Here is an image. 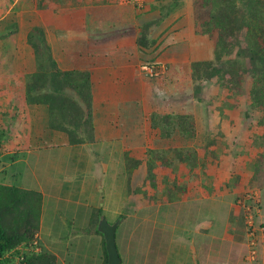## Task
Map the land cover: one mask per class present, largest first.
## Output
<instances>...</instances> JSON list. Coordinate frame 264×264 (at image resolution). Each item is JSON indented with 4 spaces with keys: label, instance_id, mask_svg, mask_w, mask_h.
<instances>
[{
    "label": "crops",
    "instance_id": "crops-1",
    "mask_svg": "<svg viewBox=\"0 0 264 264\" xmlns=\"http://www.w3.org/2000/svg\"><path fill=\"white\" fill-rule=\"evenodd\" d=\"M172 2L33 0V6L27 4L29 9L22 11V19L15 22L14 74L27 76L35 72L27 34L38 28L59 70L90 75L93 140L71 143L65 133L51 130L45 105L18 104L26 127L13 129L7 133L9 136H4L7 130H0L5 137L3 142L0 140V183L11 185L17 181L20 164L29 169L30 174L24 177L35 184L29 190L42 196L36 235L39 251L52 256L55 264H107L104 237L98 231L102 219L115 225L120 264H184L181 257L187 241L194 246L187 264H264L261 208L252 259L248 258L247 234L241 241L233 237L242 209L232 204L234 196L223 184L231 183L232 176L242 178L243 164L228 167L230 172L223 178L219 172L218 177H207L197 171L185 188L189 178L184 177V163L174 160L167 165L157 161L153 185L148 181L147 151L180 150L183 144L176 146L178 134L163 140L150 127L155 103L147 99L144 65L186 63L189 56L204 54L209 42L195 35L190 0L179 1V5L183 3L181 9L162 18L158 9ZM141 28L149 41L156 40L148 49L135 46ZM13 119L20 123L19 116ZM45 152L57 155H51L50 162L44 161L41 155ZM34 158L44 161L43 169L52 168V174L57 171L53 193L44 189L47 179L43 173L36 174L32 168L30 161ZM53 158L58 164H51ZM217 190H221L219 197L212 194ZM70 224L87 230L89 237L74 239L75 227L72 230ZM162 233L167 242L152 256V244ZM72 241L76 243L75 251L71 250ZM80 252L86 254L77 259Z\"/></svg>",
    "mask_w": 264,
    "mask_h": 264
},
{
    "label": "trees",
    "instance_id": "trees-1",
    "mask_svg": "<svg viewBox=\"0 0 264 264\" xmlns=\"http://www.w3.org/2000/svg\"><path fill=\"white\" fill-rule=\"evenodd\" d=\"M179 1L182 0H173L171 5L158 9L163 19L181 9L183 3L179 5ZM30 3L33 6V0H17L15 9H29L27 4ZM203 3L209 7L207 19L199 21L200 15L193 14L194 32L211 35L213 58L193 62L189 68L169 64L164 74L144 77L147 99L156 104L150 115V127L163 140L171 139L175 134L182 139L196 137L192 103L178 102L177 97L182 94V89L185 90L183 82L186 81L192 85L197 100H200L197 96L202 91L200 82L212 83L219 92L227 93L228 98L247 96L245 116L248 112L264 110V0H203ZM197 26H204L203 31L199 32ZM140 32L135 39L137 48L148 49L156 43V40H148L144 28ZM16 36L15 23L0 35V43L8 59L0 61L3 64L0 84L3 81V86L6 79L15 76L12 52L16 47ZM27 43L33 50L36 70L25 77L24 84L18 83L22 88L19 105L47 106L49 128L65 133L71 143L93 140L89 73L59 70L41 29H32L27 34ZM234 52V57H231ZM254 140L259 144V137ZM196 156V152L188 149L147 151L148 181L153 185L154 162H167L169 165L178 160L194 169ZM231 183L234 184V181ZM40 203V194L35 191L0 183V264H55L52 256L39 251L36 235L39 231ZM243 212L239 214L238 229L233 231L237 241L244 240V234H247Z\"/></svg>",
    "mask_w": 264,
    "mask_h": 264
},
{
    "label": "rangeland",
    "instance_id": "rangeland-1",
    "mask_svg": "<svg viewBox=\"0 0 264 264\" xmlns=\"http://www.w3.org/2000/svg\"><path fill=\"white\" fill-rule=\"evenodd\" d=\"M15 1L16 0H0V19L3 18V20H1L3 22L0 23L1 32L2 29L5 31V29L13 23L16 21L18 22V20L20 21L23 16L22 11L28 10H16L14 5ZM190 3L191 9H194L193 14L200 15L199 21L201 18L206 20V13L209 7L204 5L203 0H190ZM196 28L199 32H202L204 26H197ZM195 35L205 37L209 41L208 47L204 50V54L189 56L188 62L176 64L189 68L190 64L193 62L209 61L213 58V39L210 38L211 35ZM214 36L215 35H213V37ZM0 47L4 48L3 44L0 43ZM6 53L5 49H3L4 62L8 60ZM234 55L235 52L231 57H234ZM25 76L26 75L15 74V76H11L6 79L4 86L0 87V130H7L6 133H4V136L5 134L8 135L7 133L12 132L13 129L22 130L26 127V122L24 120L25 116H22L16 107L19 104L18 97L22 93V88L18 83H23ZM200 85L202 87V91L197 96L200 100H197L196 94L194 96L193 87L187 81L183 82L185 90L182 89V94L177 96L179 98L178 102L182 101L192 103V111L196 122V137L194 139H182L179 137L177 138V142L175 141L177 147H180V145L183 144V146L178 149H188L192 152H196L197 154L195 163L196 166L194 169H190L189 167H185L184 169V177L189 178L185 181L184 187H187V182L190 183L192 181V177L196 175L195 172L197 171L200 172L201 176L205 175L209 177L210 175V177H218L220 174L221 178H223L230 172L228 167L235 164L240 167L241 164H243L245 168L243 177L240 178L239 176H232V181H234L235 185L232 183L231 187H228V183L223 185H225V188L229 189L232 196H234L232 204L240 206L242 212L244 211L243 213L246 216L247 214L248 216L254 215L257 218L260 208L262 210L261 215L264 214V110L248 112V115L245 116L247 113V96L242 95L237 99L228 98L227 93H222L221 91L219 92L217 87H215L212 83L205 84L204 82H200ZM3 91H5L6 94L3 95ZM155 107L156 104H154L153 108L155 109ZM14 116H19L18 120L20 123H17L13 119ZM256 137H259V144L254 142ZM3 139H5V137H3V134H0V140L2 142L4 141ZM207 142H210V144ZM5 148L6 146H3V151ZM47 153L48 152H45L41 155L44 161L50 162L52 159L51 155L54 157L57 155L55 152L52 154ZM39 160L34 158L30 161L32 168L35 169L36 174H38L39 171L43 173V176L47 179V186L44 187V189L53 193V189L55 187L52 181L56 178L57 171L52 174V168L43 169L45 168V164H43L44 161L41 162V160ZM56 163L57 160L53 158L51 164L54 165ZM17 171L20 172L17 177V181H14L9 186L26 191H31L29 188L34 189V182L30 179H25L24 177L30 174L29 169L24 167L23 164H20L18 165ZM234 171L235 170L233 168L232 172ZM42 181H45V179L43 178ZM207 183L210 184L211 182L207 180ZM220 186H222V183ZM220 193L221 190H217L212 194H217L216 196L219 197ZM40 198L41 207L42 196H40ZM69 222H67L66 225ZM254 224V226H256V219ZM69 227L72 228V230L73 227H75L72 233L74 239L83 236L84 238L82 239L85 240V238L89 237L90 233L87 232V230L81 231L78 226L76 227L72 224H70ZM167 231L169 230H166L165 232ZM168 234L169 232L165 233V236H168ZM160 235L161 236L156 239L157 242L154 241L152 244V248L150 250V254L152 256L154 253H158V250L160 251V249L164 247V243L167 242L164 234L162 233ZM191 237L192 235H189V239ZM208 240L211 241L209 238ZM217 243L220 245L219 241H217ZM71 244V250L75 251L76 243H73L72 241ZM82 244L86 245V243ZM193 248L194 246L190 241L184 243L183 257H181L184 259V264H187L191 259L192 254L190 250ZM248 249V258H250L249 254L254 251V247L249 245ZM83 254H86V252H80L79 255L77 254V259ZM224 256V253H222L221 257L224 258ZM250 256L252 255L250 254Z\"/></svg>",
    "mask_w": 264,
    "mask_h": 264
},
{
    "label": "water",
    "instance_id": "water-1",
    "mask_svg": "<svg viewBox=\"0 0 264 264\" xmlns=\"http://www.w3.org/2000/svg\"><path fill=\"white\" fill-rule=\"evenodd\" d=\"M98 231L103 235L105 250L107 253V264H120V258L115 244V225L108 224L105 220H100Z\"/></svg>",
    "mask_w": 264,
    "mask_h": 264
},
{
    "label": "built area",
    "instance_id": "built-area-1",
    "mask_svg": "<svg viewBox=\"0 0 264 264\" xmlns=\"http://www.w3.org/2000/svg\"><path fill=\"white\" fill-rule=\"evenodd\" d=\"M145 69H144V77H157L159 75H162L166 72L167 67L166 65H154L152 64H146L144 65ZM255 219L256 217L253 215H249L247 214L246 216V225H247V237H248V242L250 246L255 245L254 242V237H255ZM37 244V241L34 242V245ZM250 254L252 256H250ZM249 257L252 259V257L254 256V251L250 252Z\"/></svg>",
    "mask_w": 264,
    "mask_h": 264
}]
</instances>
